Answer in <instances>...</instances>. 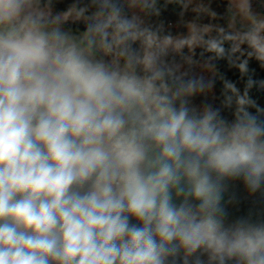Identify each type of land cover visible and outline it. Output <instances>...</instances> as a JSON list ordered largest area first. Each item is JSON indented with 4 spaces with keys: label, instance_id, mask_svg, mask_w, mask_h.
<instances>
[{
    "label": "clouds",
    "instance_id": "1",
    "mask_svg": "<svg viewBox=\"0 0 264 264\" xmlns=\"http://www.w3.org/2000/svg\"><path fill=\"white\" fill-rule=\"evenodd\" d=\"M0 0V264H264V224L225 227L223 178L264 180V125L164 101Z\"/></svg>",
    "mask_w": 264,
    "mask_h": 264
},
{
    "label": "trees",
    "instance_id": "2",
    "mask_svg": "<svg viewBox=\"0 0 264 264\" xmlns=\"http://www.w3.org/2000/svg\"><path fill=\"white\" fill-rule=\"evenodd\" d=\"M263 5L254 3L264 13ZM140 2L143 9L142 23L138 24L131 15L129 4ZM29 5L43 8L46 5L41 0H30ZM48 17L33 16L41 24H52L54 17L60 13L77 16L78 20L63 21L61 25L97 34L101 41L102 32L120 35L134 44V52L142 63L139 75L143 80L153 84L156 93L164 98L166 103L176 108L186 107L193 118H201L208 112L196 111L178 98L165 91L162 83L152 75L140 58V49L135 46H149L158 57L169 63L192 90L202 91L214 98V104L209 112L214 114V123L219 127L230 129L238 120L254 119L257 124L264 125V57H258L245 34H241L240 45L233 32L226 29V0H54ZM183 18L185 21L205 25L208 33H201L199 42L192 48L193 58L188 59L189 50L184 44L179 53L166 52L159 48L151 36L162 38L172 37L184 31V26L172 28L168 21ZM100 42V48H101ZM140 45V46H141ZM188 46V45H187ZM237 47V50L234 48ZM94 60L101 59L100 54L89 56ZM175 61L184 62L186 74L179 72L172 64ZM199 62H208L210 72L211 93L208 87L190 77V71ZM193 81V82H191ZM243 175L220 180L226 199L221 208L225 212V227H231L240 220L252 224H264V180H261V193H248L239 196L231 188ZM179 260L169 261L170 264H203L217 259L204 249H198L192 254H184Z\"/></svg>",
    "mask_w": 264,
    "mask_h": 264
},
{
    "label": "rangeland",
    "instance_id": "3",
    "mask_svg": "<svg viewBox=\"0 0 264 264\" xmlns=\"http://www.w3.org/2000/svg\"><path fill=\"white\" fill-rule=\"evenodd\" d=\"M254 3L257 5H263L262 0H226V28L233 33H239L236 29L237 24L248 26L254 25L255 29L250 34H247L246 37L250 41V44L254 50V52L258 56L264 55V44L257 39L256 33L264 31V13L260 11L258 8H255ZM136 8L137 6H133ZM52 9L48 6H45L41 9L33 7L31 5L27 6V13L31 16H39V17H48L51 13ZM54 20L57 22L63 21H74L78 20L77 16H69L68 13H60L54 17ZM41 27L46 31H51L53 29L59 30L63 33L66 37H68L70 42H74L79 46L84 52H88L89 54H98L99 47H98V37L96 34L91 32H84V31H77L71 28H62L56 25H49L46 23L41 24ZM197 29V30H196ZM201 33H208V29L204 26H195L194 24L188 23L186 26L185 32H180L172 37H168L165 39H160L159 45L165 47L169 51L173 53H178L182 50L183 44L185 41L192 36L195 41V45L199 42V37ZM118 36V37H117ZM237 43L240 45L241 42V34L235 35ZM196 37V38H195ZM199 39V40H198ZM141 44L135 43L136 47H140ZM188 48L189 46L186 45ZM194 47V46H193ZM102 50L103 52L101 55V59L98 61L104 62L108 65L111 69L127 72L130 74H134L140 79L142 77L139 75L142 63L137 58L134 52V44L129 42L128 40L124 39L120 35H113L109 36L104 35L102 38ZM107 50V52L105 51ZM184 65V64H183ZM210 65L204 62L197 64L194 66L192 71H190V77L199 78V82L202 83L204 86L210 88ZM181 69V68H179ZM179 72H185L184 69ZM143 80V79H142ZM193 82V81H191ZM210 111V110H209ZM207 111V112H209ZM262 182L255 188L251 187L245 180L244 176L239 180L232 184L231 188L234 192H237L239 196H246L248 193L257 192L261 193ZM223 197H225V192L221 190ZM222 200V198H221ZM220 200V202H221ZM225 200V199H224ZM221 212L219 213L220 218L222 221H225V212L219 206ZM222 215V217H221ZM185 252L182 250L181 256H184ZM166 264H170L166 261Z\"/></svg>",
    "mask_w": 264,
    "mask_h": 264
},
{
    "label": "water",
    "instance_id": "4",
    "mask_svg": "<svg viewBox=\"0 0 264 264\" xmlns=\"http://www.w3.org/2000/svg\"><path fill=\"white\" fill-rule=\"evenodd\" d=\"M46 6L51 7L54 0H41ZM236 29L242 34H250L254 25L243 26L237 24ZM140 58L146 68L149 69L150 73L157 77L162 83L165 91H168L171 95L178 98L181 102L189 107H194L196 111L207 112L209 111L213 104L214 98L210 97L208 94L202 91L192 90L181 77L170 68L169 63L161 60L158 55L149 47H140ZM180 251L175 254V256H169L167 260L178 261ZM203 264H245V261L240 257H227L225 256L223 260L219 257L217 259L207 261Z\"/></svg>",
    "mask_w": 264,
    "mask_h": 264
},
{
    "label": "crops",
    "instance_id": "5",
    "mask_svg": "<svg viewBox=\"0 0 264 264\" xmlns=\"http://www.w3.org/2000/svg\"><path fill=\"white\" fill-rule=\"evenodd\" d=\"M133 6H137L136 8H134ZM129 10H130V13H131V15L135 18V20H136V22L138 23V24H141L142 23V17H143V9H142V4L140 3V2H131L130 4H129ZM188 23H190V24H194V23H191V22H188V21H185V23H184V31H183V33L185 32V30H186V26H187V24ZM62 23L61 22H57L56 23V21L54 22V23H52V24H49V25H56V26H60V27H62V28H68V27H65V26H63V25H61ZM195 26H199V25H197V24H194ZM202 26H204V27H206L207 29H208V32H209V28L207 27V26H205V25H202ZM72 29V28H71ZM227 29V28H226ZM73 30H77V31H79L78 29H73ZM197 30V29H196ZM80 31H84V32H89V31H85V30H80ZM229 31V30H228ZM232 32V31H231ZM92 33V32H91ZM93 34H95V33H93ZM234 35H240V34H242V33H233ZM97 35V34H96ZM106 36H110L111 34H109V33H106L105 34ZM112 36H113V34H112ZM98 37V36H97ZM118 37V36H117ZM103 38V37H102ZM196 38V37H195ZM160 39H165V38H162V37H157V36H151L150 37V40H153L155 43H156V45L159 47V48H161V49H164L166 52H171V51H169L168 49H166L165 47H163V46H160L159 45V41L158 40H160ZM100 42H102V39H101V41L98 39V47H99V52H98V54H94V55H92V54H89L88 52H85V54L86 55H88V56H97V55H99L100 54V56L102 55V53L101 52H103V50H102V43H101V48H100ZM186 42V41H185ZM183 47H184V44H183ZM183 47H182V49H183ZM106 52H107V50H105ZM171 53H173V52H171ZM177 53V52H176ZM179 53V52H178ZM102 58V57H101ZM188 59H189V57H188ZM201 62H199L198 64H200ZM204 63H207V64H209L208 62H204ZM184 62H182V61H175V62H173V66L177 69V70H182V69H184L185 70V67H184ZM210 65V64H209ZM211 66V65H210ZM179 68H181V69H179ZM142 69V68H141ZM211 70H212V67H210V72H211ZM183 74V73H182ZM184 74H186V70H185V72H184ZM200 79L199 78H194V81H199ZM209 89V91L211 92V93H213V87L210 85V88H208ZM222 190V189H221ZM224 191V190H223ZM225 192V191H224ZM223 193H221V198H222V200H221V202L219 203V206H222L223 204H224V202H225V200L224 199H226V194H225V197H223L224 195H222ZM221 217H222V215H221ZM222 219V218H221Z\"/></svg>",
    "mask_w": 264,
    "mask_h": 264
},
{
    "label": "built area",
    "instance_id": "6",
    "mask_svg": "<svg viewBox=\"0 0 264 264\" xmlns=\"http://www.w3.org/2000/svg\"><path fill=\"white\" fill-rule=\"evenodd\" d=\"M184 23H185V20L183 18H178L175 20L168 21L167 26L172 27V28H178V27L183 26ZM102 34L105 35L106 33L102 32ZM256 36H257V39L264 44V31L257 32ZM185 43L189 46L188 47V50H189L188 57L189 59H192L193 58L192 48L195 45L194 38L190 36ZM237 49H238L237 47L234 48V50H237ZM258 57H264V55L258 56Z\"/></svg>",
    "mask_w": 264,
    "mask_h": 264
}]
</instances>
